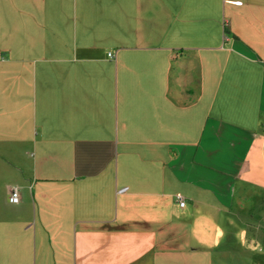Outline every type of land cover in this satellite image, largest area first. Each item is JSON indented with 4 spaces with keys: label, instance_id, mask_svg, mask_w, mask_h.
I'll list each match as a JSON object with an SVG mask.
<instances>
[{
    "label": "crops",
    "instance_id": "crops-1",
    "mask_svg": "<svg viewBox=\"0 0 264 264\" xmlns=\"http://www.w3.org/2000/svg\"><path fill=\"white\" fill-rule=\"evenodd\" d=\"M0 264H264V0H0Z\"/></svg>",
    "mask_w": 264,
    "mask_h": 264
},
{
    "label": "built area",
    "instance_id": "built-area-1",
    "mask_svg": "<svg viewBox=\"0 0 264 264\" xmlns=\"http://www.w3.org/2000/svg\"><path fill=\"white\" fill-rule=\"evenodd\" d=\"M109 56L112 57V55H109ZM176 200H177L180 207L183 208L185 206L184 198L181 195H178L176 197ZM19 201H20V192L17 188H13L11 190L10 202L17 204V203H19Z\"/></svg>",
    "mask_w": 264,
    "mask_h": 264
},
{
    "label": "trees",
    "instance_id": "trees-1",
    "mask_svg": "<svg viewBox=\"0 0 264 264\" xmlns=\"http://www.w3.org/2000/svg\"><path fill=\"white\" fill-rule=\"evenodd\" d=\"M227 31V30H226Z\"/></svg>",
    "mask_w": 264,
    "mask_h": 264
}]
</instances>
